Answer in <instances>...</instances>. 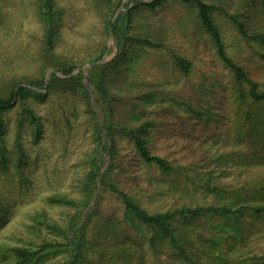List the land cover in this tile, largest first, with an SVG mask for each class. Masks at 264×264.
<instances>
[{
	"label": "rangeland",
	"instance_id": "1",
	"mask_svg": "<svg viewBox=\"0 0 264 264\" xmlns=\"http://www.w3.org/2000/svg\"><path fill=\"white\" fill-rule=\"evenodd\" d=\"M55 1L63 13V38L48 52L41 0H0V95L8 96L18 85L32 87L42 79L48 87L53 73L66 77L58 66L68 63L77 66L74 74L84 73L96 115L88 112L82 89L62 84L44 89L48 92L44 99L18 98L8 111L5 142L0 144V151L8 152L7 170L0 159V264H16L10 249L30 246L27 241L38 236L34 227L39 223L34 218L40 212L47 211L60 225L65 224L67 210L49 198L68 194L79 199L82 181L98 150L103 152L102 174L109 171L108 180L151 213L182 206L242 211L231 220L210 212L192 224H174L193 237L191 251L198 253L200 262L214 264L212 257L220 255L229 264H264V103L250 98L248 83H236L202 26L197 6L164 0L155 10L142 7L134 13L125 59L108 75L110 93L118 99L111 103L116 111L111 124L113 145L104 126L106 114L97 102L99 95L89 81V71L95 66L85 67L105 55V63L111 62L119 54L121 48L115 35L107 32V23L124 0ZM204 1L222 8L214 18L229 55L264 91V42L242 36L230 18L236 15L250 34L264 35V0ZM127 6L135 3L127 0L123 10ZM141 37L164 47L144 46ZM104 49V56L92 62ZM174 53L191 63L188 73L180 70ZM27 106L44 126L39 143H34L33 127L23 113ZM146 121L154 124L149 148L170 162L168 172L146 162L121 130ZM111 145L116 147L114 154L103 149ZM91 208L95 215L88 229L95 241L102 242L109 222H123L124 230L147 250V264H177L172 259L176 251L163 238L157 240L158 255L150 250V238L157 231L127 213L122 200L101 178ZM44 233L52 235L45 227ZM116 243L113 240L112 246ZM65 256L55 255L43 264H65Z\"/></svg>",
	"mask_w": 264,
	"mask_h": 264
},
{
	"label": "trees",
	"instance_id": "2",
	"mask_svg": "<svg viewBox=\"0 0 264 264\" xmlns=\"http://www.w3.org/2000/svg\"><path fill=\"white\" fill-rule=\"evenodd\" d=\"M109 1V0H102ZM164 0H154L152 2H142L141 0H133L134 7L127 6L125 10L121 11L117 18L108 20L107 32H112L118 42L121 50L119 54L108 63L98 65L90 69L89 81L94 85L95 92L99 95L97 102L99 107L103 109L106 114L105 129L110 134V140L115 145L113 140L112 131V118H114L116 111L111 105L112 99L118 102L117 98L111 95L108 87V75L112 71L119 68L124 59V47L131 39V27L133 25L134 13L142 7H148L155 10L163 3ZM185 4H195L198 8V16L202 26L209 32L212 40L217 47V54L224 63V65L234 74L237 84L243 85L248 83L250 85L249 96L255 102L264 103V91L259 90L258 83L250 81L244 68L239 65L228 53L226 44L224 42L220 28L218 27L214 14L216 11L221 10L215 4L208 3L204 0H181ZM122 1H119L115 12L120 8ZM230 18L235 22L238 31L242 36L247 39L261 40L264 42V35L250 34L242 19L236 15H230ZM40 20L44 32V46L48 52H53L58 43L63 38V13L62 9L58 6L55 0H41L40 4ZM140 43L144 46H151L154 48H162L164 45L160 42L141 37ZM106 49V48H105ZM98 55L92 62L100 60L105 50ZM175 60L181 71L188 73L191 68V63L183 56L174 53ZM77 66L72 64L61 63L58 66V72L63 73L66 77L62 78L58 73H53L50 78V84L47 87L45 79H42L39 84L32 85V87L25 85H18L10 92L8 96L0 95V144H4L7 133L6 115L8 111L13 108L18 98L25 99L29 95L37 98H46L48 92L44 89H53L58 85L76 90L82 89L84 97L88 101V112L96 115L91 101V93L89 87L84 83V73L78 72L74 74ZM39 86V87H38ZM111 105V106H110ZM23 113L26 120L30 121L33 127L34 143H39L43 137L44 126L40 117L36 114L33 108L27 106L24 108ZM251 114L249 112V118ZM152 121H146L137 127H122L124 132L135 144L136 150L139 155L148 163L156 164L161 170L168 172L172 169V165L168 160L163 157L154 155L149 148V135L153 127ZM98 130V137L102 139L100 127L96 126ZM104 146L105 151L114 154L115 146ZM7 150L1 149L0 159L2 168L8 169ZM103 152H98L93 156L90 168H88L84 180L82 181L81 194L82 196L77 199L68 194H57L49 198L50 203L59 206L66 211L64 225H60L58 220L50 217L47 211H42L34 218L36 233L35 236L26 246H15L10 249L11 254L16 259V264H43L49 258L65 254V264H147V250L142 244L137 243L128 231L124 230V223L118 222L112 225L110 222L106 227V234L102 242L95 241L89 234L88 226L92 217L95 215V208H91L93 198L98 189V182L101 181L107 189L115 193L125 205L126 212L129 213L134 219L140 221L142 224L156 230V234L150 238L151 251L158 255L159 249L157 248V240L163 238L169 245L174 248L176 253L173 255L177 264H206L199 261L200 256L195 251H191L193 244V237L187 234V231H182L174 224L181 222L182 225L190 224L201 215L213 212L214 214L226 217L228 220L231 218H239L242 211L234 207H190L182 206L176 207L166 212L151 213L147 211L141 204L128 192L122 190L117 185L108 180V173L102 174L103 171ZM88 210L86 213L85 211ZM259 210V209H258ZM68 212V213H67ZM86 215V220L84 216ZM2 219L0 218V222ZM192 224V223H191ZM32 225L31 227H33ZM44 227L49 230L52 235L44 233ZM178 231L182 233H178ZM116 235L115 238L113 236ZM117 243L112 246V241ZM35 242V243H34ZM196 248V247H195ZM196 250H200L197 249ZM214 264H229V261L216 255L212 257ZM137 262V263H136ZM161 264H169L162 262Z\"/></svg>",
	"mask_w": 264,
	"mask_h": 264
},
{
	"label": "water",
	"instance_id": "3",
	"mask_svg": "<svg viewBox=\"0 0 264 264\" xmlns=\"http://www.w3.org/2000/svg\"><path fill=\"white\" fill-rule=\"evenodd\" d=\"M147 1H151V0H147ZM126 2H127V0H124L123 4H122V6H121V9H120V10L118 11V13L116 14L114 20L117 18V16L119 15V13L123 10V8H124ZM107 57H108V56L105 55V56L103 57V59H101L100 61L95 62V63H93V64H91V65H88L87 67H85V69H86V70H89V69H90L91 67H93V66H96V65H100V64L105 63V62L107 61V59H108ZM76 72H77V70H76ZM47 83H48V79H47Z\"/></svg>",
	"mask_w": 264,
	"mask_h": 264
}]
</instances>
